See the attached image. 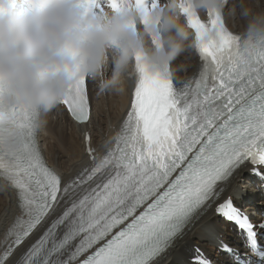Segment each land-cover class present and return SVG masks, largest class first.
I'll use <instances>...</instances> for the list:
<instances>
[{
	"label": "snow or ice",
	"instance_id": "obj_1",
	"mask_svg": "<svg viewBox=\"0 0 264 264\" xmlns=\"http://www.w3.org/2000/svg\"><path fill=\"white\" fill-rule=\"evenodd\" d=\"M109 4L118 10L117 0ZM135 4L147 24L161 0ZM181 11L201 42L199 79L176 93L137 56L127 117L99 147L84 134L81 168L64 175L49 167L36 138L39 113L18 116L21 148L11 153L0 142V190L16 193L14 214L0 221V264H157L214 206L241 230L237 243L224 240L218 221L207 229L217 258L195 246L178 264H264V222L253 224L231 199L218 203L245 169L264 182V50L242 67L233 56L239 38L220 13L205 22ZM89 83L81 79L61 104L81 125L90 120Z\"/></svg>",
	"mask_w": 264,
	"mask_h": 264
},
{
	"label": "clouds",
	"instance_id": "obj_2",
	"mask_svg": "<svg viewBox=\"0 0 264 264\" xmlns=\"http://www.w3.org/2000/svg\"><path fill=\"white\" fill-rule=\"evenodd\" d=\"M161 0L147 14L135 0H0V142L14 153L23 143L17 124L23 111L39 113L37 130L58 109L69 91L83 79L98 95H124L135 78L137 56L152 73L172 81L191 67L200 41L190 28L182 6L202 17L218 12L238 23L239 48L233 53L242 67L264 50V4L260 0ZM227 8V11H226ZM135 25V27H133ZM228 30V29H227ZM215 38L209 32L206 40Z\"/></svg>",
	"mask_w": 264,
	"mask_h": 264
},
{
	"label": "bare ground",
	"instance_id": "obj_3",
	"mask_svg": "<svg viewBox=\"0 0 264 264\" xmlns=\"http://www.w3.org/2000/svg\"><path fill=\"white\" fill-rule=\"evenodd\" d=\"M260 2L264 4V0H260ZM232 4L233 0L230 3L228 2L227 8H231ZM226 22L235 32L239 33L241 31L238 23L234 24L227 19ZM190 63L191 67L188 68L182 79L176 81L177 83L185 81L197 71L198 64L195 53L192 54ZM91 88L92 111L88 126L71 123L63 112L55 109L46 116V126L40 132V141L46 159L56 171L64 175L81 168L88 162V158L84 153L82 130L86 128L91 134L92 146L99 147L106 137L114 135L120 127L122 112L128 102V89L124 95L109 94L108 96L107 94L98 95L93 84ZM251 181V178L247 175V169L243 170L227 185L218 203L231 198L238 206L249 212L254 211L264 214V198L261 195L258 196V191L251 185ZM15 204L16 193L14 190H0V221L4 220L6 213L7 218L11 219ZM254 216L257 223L264 220L262 216ZM218 221L223 223L213 214V209L210 210L207 215L191 227L190 231H187L183 238L176 240L174 247L160 257L157 264H178V261L182 259H191L193 246H199L211 255L215 252V248L213 246L214 242L208 238L207 229L209 225ZM225 226L226 231L223 238L226 242H231L229 237L235 239V233L228 229L227 225Z\"/></svg>",
	"mask_w": 264,
	"mask_h": 264
},
{
	"label": "rangeland",
	"instance_id": "obj_4",
	"mask_svg": "<svg viewBox=\"0 0 264 264\" xmlns=\"http://www.w3.org/2000/svg\"><path fill=\"white\" fill-rule=\"evenodd\" d=\"M231 0H229V3H230ZM109 96V94H107ZM99 125V124H98Z\"/></svg>",
	"mask_w": 264,
	"mask_h": 264
}]
</instances>
